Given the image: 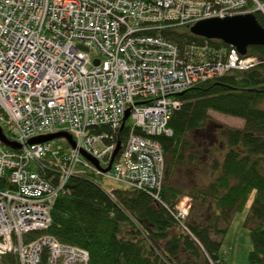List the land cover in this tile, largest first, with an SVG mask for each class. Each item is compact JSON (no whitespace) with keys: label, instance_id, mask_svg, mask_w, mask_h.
<instances>
[{"label":"built area","instance_id":"2783aa9c","mask_svg":"<svg viewBox=\"0 0 264 264\" xmlns=\"http://www.w3.org/2000/svg\"><path fill=\"white\" fill-rule=\"evenodd\" d=\"M250 2L263 8L258 0H0V125L22 146L0 144V255L19 264H90L87 250L43 234L74 177L122 182L160 201L166 164L157 138L173 134L177 95L261 64L233 47L224 58L208 44L182 50L164 33L251 13ZM129 109L133 123L121 130ZM58 132L72 135L76 148L66 139L63 147L29 144ZM189 203L176 208L183 225Z\"/></svg>","mask_w":264,"mask_h":264},{"label":"trees","instance_id":"16d2710c","mask_svg":"<svg viewBox=\"0 0 264 264\" xmlns=\"http://www.w3.org/2000/svg\"><path fill=\"white\" fill-rule=\"evenodd\" d=\"M256 15L264 27V15ZM164 36L182 50L208 44L222 58L232 50L195 36L189 27ZM248 55L261 64L177 95L180 107L169 121L173 134L157 138L166 164L160 201L150 190L128 187L110 195L98 179L74 177L52 207V224L43 234L87 250L90 264H225L223 239L233 216L255 193L246 221L253 243L248 264H264V46L250 47ZM212 111L240 118L244 127L225 125ZM185 198L193 205L183 225L176 208ZM7 257L19 264L15 255Z\"/></svg>","mask_w":264,"mask_h":264},{"label":"water","instance_id":"95a60500","mask_svg":"<svg viewBox=\"0 0 264 264\" xmlns=\"http://www.w3.org/2000/svg\"><path fill=\"white\" fill-rule=\"evenodd\" d=\"M259 8L260 7L257 6L255 11L249 14L228 17L225 19L213 18L203 20L192 26L190 28V31L195 36L202 37L207 40L222 41L226 45L235 48L241 55L246 56L250 47L264 46V27L260 24L256 15L257 13H262L264 15V10H261ZM129 117L130 109L127 110L124 122L121 126V130H123L125 123L129 119ZM60 138L68 140L70 145L73 148H76V143L72 135L66 132H58L55 134L36 137L34 139H31L29 141V144L33 145L37 143H47ZM0 143L3 144L5 147L11 149L22 148L21 145L8 139L1 125ZM121 146L122 142L119 141L112 161L120 151ZM81 154L83 157L98 166L97 161H95L89 154L84 151H81ZM110 169L111 165L108 167L107 171H109Z\"/></svg>","mask_w":264,"mask_h":264},{"label":"rangeland","instance_id":"374dc122","mask_svg":"<svg viewBox=\"0 0 264 264\" xmlns=\"http://www.w3.org/2000/svg\"><path fill=\"white\" fill-rule=\"evenodd\" d=\"M264 5V3H262ZM254 9L257 8L254 4ZM210 115L217 121L231 126L233 128H243L244 121L240 118L220 114L218 112H210ZM131 119L127 121V125H131ZM55 146H66L63 138L54 140ZM95 147L98 150H103L105 145L101 142L96 143ZM97 184L108 194H112L116 190H127L128 186L125 183L117 182L109 179L97 181ZM255 193L251 196L249 202L243 210L238 211L230 223L229 229L223 239L221 253L223 254L225 264H248L249 253L253 249V243L249 234V228L246 226L248 214L250 212ZM192 202V201H191ZM193 202L186 206L188 215L190 214ZM187 220V218H186ZM0 264H12L7 256H0Z\"/></svg>","mask_w":264,"mask_h":264},{"label":"bare ground","instance_id":"6f19581e","mask_svg":"<svg viewBox=\"0 0 264 264\" xmlns=\"http://www.w3.org/2000/svg\"><path fill=\"white\" fill-rule=\"evenodd\" d=\"M260 7V6H259ZM259 9L264 10V8L260 7Z\"/></svg>","mask_w":264,"mask_h":264}]
</instances>
